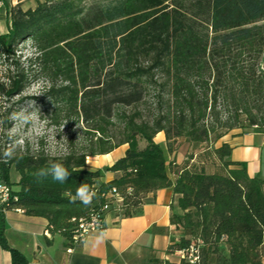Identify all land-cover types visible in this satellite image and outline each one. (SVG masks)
I'll return each mask as SVG.
<instances>
[{"label":"trees","instance_id":"16d2710c","mask_svg":"<svg viewBox=\"0 0 264 264\" xmlns=\"http://www.w3.org/2000/svg\"><path fill=\"white\" fill-rule=\"evenodd\" d=\"M2 3L8 28L0 33V98L13 99L16 112L29 84L43 80L42 103L50 122L81 118L90 135L85 146L71 144L58 156L27 146L13 150L0 142V181L11 187V168L19 175L18 189L11 187L16 200L0 209V246L10 252L11 264L27 261L6 241L5 211L20 209L45 218L50 233L73 247L77 220L112 187L123 194L131 188L121 217L135 211L143 194L171 187L181 213L172 214L170 222L181 236L172 240L168 253L193 242L195 264H264V179L249 177L244 166L227 160L228 144L206 152L221 167L207 172L204 164L211 166V160L203 152L209 146L177 165L167 163L154 141L158 132L164 134L167 155L181 145L177 138L195 145L209 142L214 123L233 127L220 122V103L230 104L234 117L244 111L246 130L264 123L249 105H264V70H258L264 54V0H43L27 9ZM25 41L33 51L21 56ZM148 88L157 94L159 107L151 120L141 118L138 110L118 109L136 105ZM113 117L123 125L117 142L108 132ZM221 136L214 133L215 141ZM139 139L146 143L142 148ZM121 144L128 145L124 156L104 168L118 175L100 182V170L88 169L86 160ZM9 151L10 158L5 156ZM52 162L69 171L65 183L35 178ZM82 183L97 193L88 206L70 203ZM148 264L189 263L151 257Z\"/></svg>","mask_w":264,"mask_h":264},{"label":"crops","instance_id":"0c3cea01","mask_svg":"<svg viewBox=\"0 0 264 264\" xmlns=\"http://www.w3.org/2000/svg\"><path fill=\"white\" fill-rule=\"evenodd\" d=\"M37 1L43 0H14L13 3L27 9L35 7ZM4 14L7 20L6 10ZM7 28L8 21L0 33L7 32ZM155 142L165 144L164 136ZM223 143L230 147L227 160L236 163L237 167L244 166L249 177L264 179V129L229 132L216 141L215 147ZM180 146L167 155V163L173 161L181 165L184 162L188 143L179 153ZM127 147V144H121L108 153L90 157L86 160V167L100 170V182L110 181L118 173L103 169L124 156ZM204 167L207 172L212 171L208 163ZM18 180V173L15 171L12 176L10 170L12 189H18ZM176 199L171 187L145 193L142 203L130 216L117 218L112 212L105 215L104 232L107 235L104 238L98 239L103 232L94 233L73 247H69L68 241L58 233L44 234L48 224L45 218L28 216L17 209L4 212V234L8 245L18 250L27 264H148L151 257L174 261V252L168 253L167 248L172 240L181 236L180 229L170 222L172 214L181 213ZM0 264H11L10 252L1 246Z\"/></svg>","mask_w":264,"mask_h":264},{"label":"rangeland","instance_id":"374dc122","mask_svg":"<svg viewBox=\"0 0 264 264\" xmlns=\"http://www.w3.org/2000/svg\"><path fill=\"white\" fill-rule=\"evenodd\" d=\"M9 5H13L14 0H6ZM5 7L0 1V32L4 31L7 26V20L5 19ZM29 41H25L19 47V55L28 56L32 52ZM258 70H264V54L259 59ZM2 69L0 67V76ZM43 80L32 81L31 84L25 89L22 96H26L27 99L20 105L16 112H13L11 103L13 99H2L0 98V142L6 145H10L13 150H23L26 146L30 150L36 151L43 149L46 153L52 156L63 155L67 152L71 144L76 146H85L88 142L90 135L86 130V123L79 118L77 120L71 117L68 120H62L59 125H54L49 120V114L45 111V104L42 103V92L44 87ZM33 98L36 99H32ZM157 94L151 88H148L147 92L143 95L142 99L136 104L131 106H120L118 109L125 111L126 113L138 110L141 118L145 120H151V118L157 113L158 108L156 99ZM164 98L167 94H163ZM251 106V113L258 118L264 116V105L258 109V105H254L249 102ZM219 111L220 122L232 123V128L218 127L214 123L216 128L214 132L210 133V141L204 142L199 145L188 142V150L185 156H188L192 152H203L207 146L209 150L203 152L206 157L209 156L211 162L209 163L212 167L210 170L221 168L218 166L217 161L212 158L209 152L216 141L214 139V133L218 132L221 135H225L229 132L240 131L247 129V119L243 110L237 111V117H234L235 112L230 104L220 103L217 106ZM113 124L108 127L109 135L112 140L117 142L122 138V123L116 118L112 119ZM164 136L162 132L154 136L155 141H159ZM11 141L10 143H7ZM165 142V139H164ZM186 139L183 137L176 139V144H182L179 149V153L187 147ZM145 141L139 139L138 147L142 148L145 146ZM164 150V154L167 158V152L165 144H160ZM213 161V162H212ZM104 171V169H103ZM15 170L11 169V175L14 176Z\"/></svg>","mask_w":264,"mask_h":264},{"label":"built area","instance_id":"2783aa9c","mask_svg":"<svg viewBox=\"0 0 264 264\" xmlns=\"http://www.w3.org/2000/svg\"><path fill=\"white\" fill-rule=\"evenodd\" d=\"M252 129H264V123L261 126L253 125ZM130 191L131 188H127L125 194L130 193ZM125 194L115 187L100 193L99 198H102V201H97L86 216L77 220L70 239L73 246L82 243L91 234L104 232L106 230L105 215L107 213L112 212L117 218L121 217ZM11 200H16V197L12 195L10 185L0 181V209ZM50 228L51 226H47L44 229L45 235H50ZM174 254L177 259H183L189 264H195L198 260V248L193 242L187 248L175 250Z\"/></svg>","mask_w":264,"mask_h":264},{"label":"clouds","instance_id":"9594fccd","mask_svg":"<svg viewBox=\"0 0 264 264\" xmlns=\"http://www.w3.org/2000/svg\"><path fill=\"white\" fill-rule=\"evenodd\" d=\"M12 153L6 152V157H11ZM70 173L67 168L61 162H52L47 167H42L38 169L34 176L38 182L43 181L44 179L48 178L49 176L52 178L53 181L58 183H65L68 180ZM97 193L94 189L90 187L87 183L80 184L74 196H70V203H74L77 200L80 201L83 205L88 206L91 204L94 198H96ZM107 235L106 232H103L98 239H102Z\"/></svg>","mask_w":264,"mask_h":264}]
</instances>
